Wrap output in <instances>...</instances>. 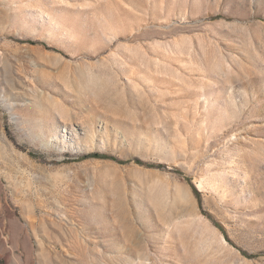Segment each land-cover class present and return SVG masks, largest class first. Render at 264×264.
<instances>
[{"label":"rangeland","instance_id":"1","mask_svg":"<svg viewBox=\"0 0 264 264\" xmlns=\"http://www.w3.org/2000/svg\"><path fill=\"white\" fill-rule=\"evenodd\" d=\"M0 264H264V0H0Z\"/></svg>","mask_w":264,"mask_h":264},{"label":"trees","instance_id":"2","mask_svg":"<svg viewBox=\"0 0 264 264\" xmlns=\"http://www.w3.org/2000/svg\"><path fill=\"white\" fill-rule=\"evenodd\" d=\"M88 156H91V157H96V158H108V159H111V160H115L119 163H125L126 160H121V159H118L117 157L115 156H112V155H106V154H103V153H98V152H92L90 153ZM87 156H85L84 158H86ZM136 163L138 164H143L144 162L139 159V158H134L133 159ZM159 166V165H158ZM186 180L188 181V183L190 184V186L192 187V190L194 192V194L196 195V197L199 199L200 201V194H199V191L195 188V186L193 185V183L191 182L190 178H186ZM200 204V202H199ZM218 227H220L222 229V227L220 225H217ZM223 230V229H222ZM246 256L248 257H253L254 255L252 254H248L246 253L245 251H242Z\"/></svg>","mask_w":264,"mask_h":264}]
</instances>
